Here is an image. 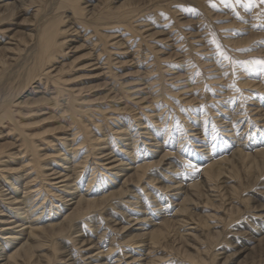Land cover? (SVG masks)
Returning <instances> with one entry per match:
<instances>
[{
  "label": "bare ground",
  "instance_id": "1",
  "mask_svg": "<svg viewBox=\"0 0 264 264\" xmlns=\"http://www.w3.org/2000/svg\"><path fill=\"white\" fill-rule=\"evenodd\" d=\"M124 6V1L114 10L93 0H0V37L7 40L0 42L5 45L0 81L11 89L0 90V128L5 126L0 139L16 134L15 151L0 145V264H228V249L235 248L237 255L264 241V204L248 207L264 201V171L254 178L263 184L256 196H243L233 179L241 160L250 175L258 163L264 167V72L258 65L239 69L241 63L219 58L222 50L239 61L236 47L249 43L224 41L219 27L209 23L210 33L206 29L199 35L198 28L187 37L182 32L187 38L178 44L173 28L155 31L153 24L140 21L145 7L124 12ZM21 10L38 16L25 44L5 36L11 32L5 26ZM70 10L71 18L64 16ZM244 25L228 36L244 34ZM86 27L93 30L83 33ZM256 28L251 23L245 34L256 37ZM76 36L90 46L88 63L78 70H89L88 78L102 81L106 92L94 100L84 96L87 90L63 84L56 66ZM158 36L163 37L159 44H168L166 50L147 44ZM145 45L154 52L150 60L144 54L151 64L137 70L132 82H118L114 69L121 59L130 58L129 66L137 68L134 59ZM260 46L264 54V43ZM209 56L216 62H208ZM172 59L165 65L174 68L161 66ZM196 67L202 79L209 72L215 79L191 83ZM22 72L25 79L17 86L22 92L11 101L17 96L14 80ZM178 81H186L180 86L187 88H167L179 86ZM206 84L210 92L201 98L198 88ZM212 103L215 110L208 111ZM21 104L41 107L30 111L31 117L49 105L44 111L50 113L43 115H59L62 124L47 135L27 134L16 119ZM188 104L200 110L191 120L181 115ZM213 204L203 220L197 211ZM249 208L254 213L248 221L261 222L253 229L257 239L252 229L249 238L237 229H248L247 217L239 218Z\"/></svg>",
  "mask_w": 264,
  "mask_h": 264
},
{
  "label": "rangeland",
  "instance_id": "2",
  "mask_svg": "<svg viewBox=\"0 0 264 264\" xmlns=\"http://www.w3.org/2000/svg\"><path fill=\"white\" fill-rule=\"evenodd\" d=\"M83 1H87V0H83ZM123 1L125 4L124 12L125 11L128 12V11L132 10L133 8H136L140 5L141 6L139 7V9H143L145 7L144 8L145 10L143 9L144 11H142L143 12V15H142L143 18H141L140 21H148V23H146V24H153V25H151V28H153V30L162 31V30H165L166 27H167V29L173 28V30L172 29H169V30H172L171 31V33L173 32L172 37H173V39H176L177 41H179L178 44H180V42L182 40L184 41L185 38L189 37L188 36L189 33H196L197 31H199L198 28H200V32H199V35H200L202 32H204V31H206V29H208L205 27H208L210 24L212 25L214 23L215 26L219 27L220 32H221L220 38L223 37L224 41L232 39L233 41H236V42L242 41V42H248L249 43V44L243 45V47H241V48L236 47V50L234 51V52H236L237 55H239V57H238L240 59L239 62H241V64H237L240 66V67L238 66L239 69L243 68L247 65H250V64L244 63V62H248V61H251L253 59H264V54L260 52L261 51L260 44H261V42H264V36L261 35L262 33H264V31H263V29H264L263 28L264 27V0H253L252 4L250 6H249V0H239V2H237V0H141V1L137 0L138 1V2L136 1L137 4H136L135 0H121L120 2H117V0H93V3L95 5H100V4L106 5V6H109L110 9L115 10V9H118V7H120V5H121V3H123ZM160 5H162L161 7L163 9L162 8L160 9ZM32 6H34V5H32ZM32 6H30V7H32ZM23 7L26 9L29 8V6H26V5ZM32 11H27V12H24L23 10L16 11L13 18L9 22V24H7V26H5L6 28L9 27V29H11V32L6 33L5 36H9V37L13 36L15 40L20 39V42H22V44L28 43L30 39L27 37V35L31 34L30 29L38 21V16L34 15L32 13ZM70 12H71V10L64 12V16H70V18H71ZM164 13H166L167 15ZM173 14H175V15H173ZM162 15H164V16H162ZM174 16H175V18H174ZM164 18L167 20L168 23H165ZM142 19H144V20H142ZM209 19H211V20H209ZM152 20H154V21H152ZM168 20H170L171 23ZM78 23L80 26H82L81 21ZM172 23L173 24L175 23L177 26L175 24H174L175 25L174 26ZM201 23H203V24H201ZM251 23H252L253 28L258 26V29L256 28L257 33H256V35H254L256 37L251 36V34H249L248 32H247V34H245L246 31L251 30V29H249ZM68 24L69 23L65 22V23L61 24V27L64 28ZM157 24L158 25L165 24L166 26L162 27L160 29L159 27H157L158 26ZM240 24L241 25L245 24L244 27L247 26L244 28V30H242V32L245 31V33L241 34L239 36H234V37L228 36L230 34L234 35L233 31H237V30L239 31L241 29ZM154 25L156 26V28H154ZM201 26H202V29H201ZM176 27H179V28H176ZM260 27H262L263 29ZM86 29H85V31H82V32L85 33V32H89L90 30L91 31L93 30V28L90 29L88 27H86ZM177 29H179V32L176 31ZM182 32H184V36L186 35L187 37H183L181 35ZM208 32L210 33V30L206 31L205 33H208ZM165 33H167V32H165ZM176 34H178L179 36ZM147 35L148 34H146L145 37ZM174 35L177 37L174 38L175 37ZM17 37H18V39H17ZM163 37L165 38L164 35H163ZM163 37L160 36V38H159V36H158L155 38L156 40L154 39L153 41L157 42V39L159 41ZM180 37H182V38H180ZM251 37H252V39H251ZM75 38H76V40L73 42V45L70 48H66L64 50L65 52L63 55H59L60 57L58 56L59 57L58 63L59 62L60 63L56 66L59 67V70H58V71H60L59 76L61 75L60 78L63 81V84H66L67 86H72V87L77 88V89L87 90V92H83V94L85 97H89L91 100L102 97L103 95L106 94L105 90L103 91V88L102 87L100 88L102 81H98L96 79H93V80L89 79L88 78V71L89 70H78L81 67H84L87 65L88 58H89L88 48L90 49V46H89V44L85 43L84 41L83 42L80 41V39H78V36H76ZM139 39L140 38H137V40H136L137 43L134 41L135 42L134 47H136L137 44L140 42ZM189 39H191V38H189ZM2 40H5V38L0 37V42H2ZM176 40H174V41L172 40L171 43H174ZM5 41L7 42V40H5ZM150 41L148 40L147 44L154 45V47H156V48L159 47L158 49L163 48L164 50H166V48L168 47L167 46L168 44H166V43H165L166 45L164 44L165 46H163L162 45L163 43L159 44L157 42L158 43L157 44L156 42L154 43L152 40H150ZM130 42L131 41H129V44H130ZM208 43H211L213 45L212 40H209ZM178 44H176V45H178ZM183 45H184V43H183ZM4 46L5 45L3 43H0V49H2ZM87 46H88V48H87ZM145 47L146 48L141 46L142 50L140 53H142V54H140V56H138L136 59H134L135 63L138 64V66L136 65L138 69L133 67V66H129L128 61L130 60V58L124 56V59H121V64L117 65L116 66L117 68L114 69V71L116 70L115 72L117 73L116 79L118 82H126V83L132 82L133 80H135L139 77V74L136 73L137 70H139V69L143 70L144 69L143 67H146L147 65L151 64V62L148 64H146V63H147V60H150L153 58L152 54L154 52L152 51L153 53L151 54L150 50L146 51L145 49H147V48L151 49L150 47H152V46L148 47L145 45ZM186 47H187V45L181 46V50L185 49ZM143 48L146 52L143 50ZM242 49H251V50L250 51H241ZM0 54H4V51L0 50ZM144 54L147 55L148 58L149 57H151V58L146 60L144 58V57H146ZM163 55L164 54H161L160 56L162 58L168 57V55H164V56ZM203 58H204V56L203 57L199 56V59H202V61H204ZM211 58H213V56H209V59L207 61L208 62H212V61L216 62L215 60L211 61L210 60ZM219 58L223 59V57L221 58V56ZM122 60H124V61H122ZM173 61H175V60H173V59L171 61L169 60V62L162 63L161 66L167 68L168 63L173 64L172 63ZM223 62H225V61H223V60L220 61V64H222ZM165 64H167V66ZM171 68H174V67H168L167 69H171ZM204 68H206V66ZM184 69H185V67H184ZM195 69H197V71H194V73L192 74L191 83H194V84L199 83L200 84L207 77L209 79H215V78H212L211 75H213V74L210 72L207 74L205 73L204 74L205 78L202 79L203 78L201 76V73H203L201 71L202 69H198L197 67ZM198 70H200L201 72L200 71L198 72ZM207 70H208V68L204 71H207ZM176 71H178V70H173L171 72H176ZM180 74H182V75L185 74V70L184 71L180 70ZM166 75H168V77H167L168 79L172 78L171 74L168 73ZM196 77H197V79H196ZM200 78H201V80H200ZM24 79H25V75L23 74V72L21 73V75H18L15 78L13 85L16 87H14V86L13 87L16 88V90L14 89L15 91L14 90H12V91H14V94L16 93L17 96L13 97L11 99V101H15L17 99V97L19 96V93L22 92V91H19V89H17V86ZM194 79H195V81H194ZM4 81H5V79L3 81L2 80L0 81V90H11V89H6V85L4 86L2 84ZM171 81L173 82V80H168L167 83H172ZM186 83H187L186 81H183V83H182V81L181 82L178 81L176 84L177 85L179 84V86H174L175 88H173L172 84H171L172 86L168 84L169 86H167V88L172 89L171 91L174 90L173 92H179L182 89L187 88L186 86H184ZM182 84H184L183 85L184 87L180 86ZM208 85L209 84H206L204 86L205 88L203 86H199L200 88L203 87L202 88L203 90H206V91H203L200 88H198L200 90L199 91L200 94L198 93L199 96L203 94L202 96H200L201 98H203V97L206 98V96L210 92L209 89L211 88V86L209 85V87H210L209 88ZM88 90H97V91L91 92ZM169 94H170L169 97L173 95V94L171 95V93H169ZM190 94H194V92H191L188 95H190ZM173 98H172L173 100L170 98L172 100V103L173 102L176 103L177 101H176V98L174 97V95H173ZM192 98H194V97H191V99ZM215 100H222V99L216 97ZM230 100H232V99H230ZM254 101H256V99ZM237 102H239V101H237ZM235 103H236V101H235ZM192 104H194V103H192ZM192 104L187 105L188 109L185 110V112L183 110V109H185V107L182 108L183 112H181L182 110H180L181 115L183 116V118H186V120H189V119L191 120V117H194L195 113L196 112L198 113L200 111V110L198 111L197 109H193L194 106H191ZM24 105L25 104H21L18 107V110H21V113L18 114L16 119L19 120L18 121L19 123H21V127L25 133L37 135V134H40L43 132H47L45 134V135H47V134L52 133V132H48V131H52V130L58 128L60 124H62V123H59L60 122V118H58L59 115L56 116V119H51L49 115H43V114H49L50 113V111H44L45 109H48V110L50 109L49 105L44 106L43 107L44 109L42 110L43 112L38 113L37 116H34V117H31L29 112L41 109V107L40 106L37 107L34 105H26V106H24ZM105 105H108V104H105ZM112 105H115V104L111 103V106ZM214 105H215L214 103L209 104L210 107H208L207 110L208 111L215 110ZM195 107L197 108V106H195ZM101 108H103V107H101ZM104 108H106V107H104ZM14 109H16V108H13V110ZM59 109H61V108L59 107ZM59 109H58V111H59ZM195 110H196V112H195ZM187 111H189V112H187ZM193 111H194V113H193ZM174 116H175V114H174ZM4 129H5V126L0 128V132L3 131ZM259 130H261V127H259L256 130V133H255L256 135H258ZM4 134H6V133H4ZM250 134H251V132H250ZM51 136H56V132L49 135V136H45V137H51ZM14 137H16V134H14V135L10 136V138L4 139V140L0 139V145H2L3 147H6L7 150L13 148L11 152L15 151L14 150L15 143L13 141ZM15 160H13V163L15 162ZM244 162L242 163V160H241L240 163H237V165L235 167V171L233 170V172H234L233 176H235V177L233 178V176H232V178L234 180H236V182L238 181V183L241 185V189H240L241 192H239V193H243V196H246V197L253 196V195L256 196L257 192L260 191L263 184L259 185V183H257V182L254 183V181L256 180L254 178L257 177L259 174H261L264 171V167L260 163H258L259 167L254 170L253 174L250 175L248 173V171H246L247 166L244 164ZM243 166L246 169H244ZM231 174H232V172H231ZM85 176H87V178H88L89 172ZM257 186H259V187H257ZM256 187H257V189H256ZM251 202L252 203L249 202L248 207H250V206L251 207L252 206L261 207L264 204V201H261V200L255 201V202L251 201ZM214 205L215 204L208 205L207 206L208 209H206V210L200 209L199 211H197L203 220H207L204 217L205 215L208 216L209 214H211L213 212L210 208H213ZM224 207H225V205H224ZM250 209L251 208L248 209L249 212L247 214H241V216L239 218L240 220H243V218L245 219L247 217V220L244 221V225H246V222H250V221H248L250 219V217L248 218V215L254 213L253 209H251V210ZM122 210H123V208H122ZM250 223L248 224V229L246 228L247 225L242 226V227H241V225H237V229L239 231L244 232L245 234H243L242 236L246 237V238L250 237L249 230L252 229L251 233L254 234V236H255L254 239L259 238L260 235L255 234L256 231H254L253 229L261 228V226H259V224H261V222L256 221L255 225L252 223L250 224ZM234 249L235 248L228 249V251H230V260H229L228 264H264V261L260 262V260L263 259L261 256H264V241L260 245H257L254 249H252L250 251H245L243 253H238L237 255L233 254V252H235Z\"/></svg>",
  "mask_w": 264,
  "mask_h": 264
},
{
  "label": "snow or ice",
  "instance_id": "3",
  "mask_svg": "<svg viewBox=\"0 0 264 264\" xmlns=\"http://www.w3.org/2000/svg\"><path fill=\"white\" fill-rule=\"evenodd\" d=\"M237 2H239V0H237ZM253 0H249V6L252 4ZM212 43L216 44L217 48L219 49L220 48V45L217 43L216 40H213ZM261 43H264V42H261ZM251 49H242L241 51H250ZM220 55L225 59V60H229L232 64H237V63H241L239 61H236L232 58H230L224 51H220ZM244 63H248L250 65H253V66H261L260 67V71L261 72H264V59H253L251 61H248V62H244ZM186 167H193V165L189 164V165H186Z\"/></svg>",
  "mask_w": 264,
  "mask_h": 264
}]
</instances>
